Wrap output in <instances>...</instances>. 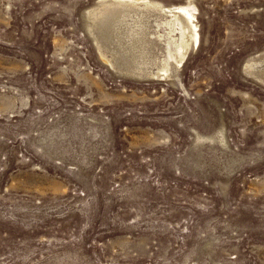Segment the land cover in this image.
Listing matches in <instances>:
<instances>
[{"label":"rangeland","instance_id":"374dc122","mask_svg":"<svg viewBox=\"0 0 264 264\" xmlns=\"http://www.w3.org/2000/svg\"><path fill=\"white\" fill-rule=\"evenodd\" d=\"M150 1L0 0V264H264V0Z\"/></svg>","mask_w":264,"mask_h":264},{"label":"bare ground","instance_id":"6f19581e","mask_svg":"<svg viewBox=\"0 0 264 264\" xmlns=\"http://www.w3.org/2000/svg\"><path fill=\"white\" fill-rule=\"evenodd\" d=\"M110 1H111L110 3L113 4L114 6L115 5H140L143 3L147 7L149 6V8H160V10L163 13H169L167 15L170 16L172 19V22L174 24L173 29H178L177 32L179 33V37L177 38V42H176L177 44L175 47V49L179 53L178 57L179 56L182 57L184 51L187 50L190 44L195 45L197 42V34H198L197 29L198 28L195 24V17H194L195 6L193 4L188 3L186 5H174V6H168V7L161 8L162 7L161 4H159L158 2L150 1V0H110ZM169 55H170V52H169Z\"/></svg>","mask_w":264,"mask_h":264}]
</instances>
